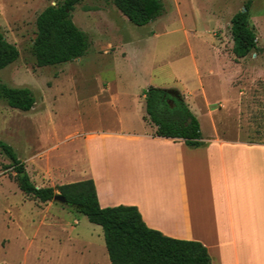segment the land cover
<instances>
[{"label": "rangeland", "instance_id": "rangeland-1", "mask_svg": "<svg viewBox=\"0 0 264 264\" xmlns=\"http://www.w3.org/2000/svg\"><path fill=\"white\" fill-rule=\"evenodd\" d=\"M163 1L165 14L138 27L111 0H83L75 7L73 21L90 36L87 54L70 63L39 67L31 51L36 20L55 0H0V32L20 52L19 59L0 72V83L27 87L37 99L29 112L0 101V140L15 149L36 186L58 188L81 181L87 133L118 123L111 99L116 85L167 87L173 71L194 66L192 49L198 47L203 70L231 68L241 98L239 105L218 106L226 112L220 126L224 137L264 143V0H253L250 11L260 51L244 59H236L232 51L231 19L248 0ZM210 9L217 24L207 17ZM152 31L158 36L144 39ZM106 85L114 87L107 94L102 89ZM200 122L208 135V119L201 116ZM105 262L103 228L66 205L41 203L23 193L11 160L0 150V264Z\"/></svg>", "mask_w": 264, "mask_h": 264}, {"label": "crops", "instance_id": "crops-1", "mask_svg": "<svg viewBox=\"0 0 264 264\" xmlns=\"http://www.w3.org/2000/svg\"><path fill=\"white\" fill-rule=\"evenodd\" d=\"M207 17L217 24L211 9ZM199 49H192L194 66L173 71L167 87L116 85L111 99L118 123L87 133L81 181H94L102 208L136 207L149 228L201 243L212 264H264V143L224 137L226 112L218 106L239 105L241 98L231 68L203 70ZM151 87L181 95L199 122L208 119V135L200 122L201 147L155 136L157 128L145 120L144 92Z\"/></svg>", "mask_w": 264, "mask_h": 264}, {"label": "trees", "instance_id": "trees-1", "mask_svg": "<svg viewBox=\"0 0 264 264\" xmlns=\"http://www.w3.org/2000/svg\"><path fill=\"white\" fill-rule=\"evenodd\" d=\"M83 0H55L37 17V33L32 55L39 67L70 63L84 57L92 42L90 36L73 21L75 7ZM133 25L144 27L165 14L163 0H111ZM253 0L231 19L233 54L244 59L260 51L251 25ZM20 57L18 48L0 32V72ZM145 120L157 128L155 136L184 142L197 149L204 143L201 125L181 95L151 87L144 92ZM0 101L13 109L31 111L37 103L27 87H10L0 83ZM0 150L11 160L20 190L41 203L54 201L57 191L66 206L85 215L89 222L103 228L111 264H212L208 249L199 242L179 240L149 228L139 210L133 206L102 208L93 180L66 184L58 188L36 186L15 149L0 140Z\"/></svg>", "mask_w": 264, "mask_h": 264}, {"label": "water", "instance_id": "water-1", "mask_svg": "<svg viewBox=\"0 0 264 264\" xmlns=\"http://www.w3.org/2000/svg\"><path fill=\"white\" fill-rule=\"evenodd\" d=\"M54 201L55 202H59L62 205H66L67 204L66 203L67 202L66 199L60 193L57 194V196L54 198Z\"/></svg>", "mask_w": 264, "mask_h": 264}]
</instances>
